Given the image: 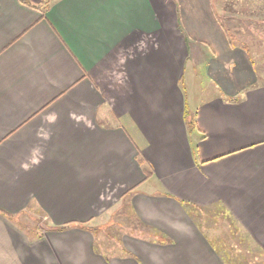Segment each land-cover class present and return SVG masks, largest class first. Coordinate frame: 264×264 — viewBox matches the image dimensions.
<instances>
[{"label": "crops", "instance_id": "0c3cea01", "mask_svg": "<svg viewBox=\"0 0 264 264\" xmlns=\"http://www.w3.org/2000/svg\"><path fill=\"white\" fill-rule=\"evenodd\" d=\"M234 2L0 0V264H264V19Z\"/></svg>", "mask_w": 264, "mask_h": 264}, {"label": "rangeland", "instance_id": "374dc122", "mask_svg": "<svg viewBox=\"0 0 264 264\" xmlns=\"http://www.w3.org/2000/svg\"><path fill=\"white\" fill-rule=\"evenodd\" d=\"M47 1V0H46ZM50 1V0H49ZM226 2L227 0H214L215 7L218 8L220 4H223V2ZM233 3L235 5V10L232 11L235 14H237L239 18V22L243 23L247 22V18L253 19L252 21L255 22V20H260L261 18L264 19V0H234ZM231 5V4H229ZM222 7H224L222 5ZM222 14V11H220ZM251 20H249L250 22ZM234 24V22H233ZM234 33V32H233ZM231 32V34H233ZM239 42L235 44V46H240L244 44L251 45L252 42L249 40V33L243 30L240 31ZM236 37V38H238ZM244 43V44H243ZM264 61V59L262 60ZM263 63V62H262ZM203 79V72L200 70L193 71L192 68L188 67L186 70L185 76H184V82L183 86L186 90L187 97L189 101L193 100L194 97L202 96L203 92L202 88L205 86ZM196 95V96H195ZM194 96V97H193ZM191 108V107H190ZM190 116H193L192 113H190ZM132 216L125 210H116V216L114 217V220L112 225V232H114V229H118V226H125L123 229L124 232H128L129 229L137 228L138 225L135 220L131 218ZM198 219L200 222H204V225L209 231V234L213 237L218 238H224L226 243L235 249H239L240 254L244 255L245 258L249 259V263L255 260V258H258V252L255 251L254 246L250 243V240H247L245 235L238 234L239 232L235 230L234 225H232L231 220L225 216L220 210H216L215 208H212L211 210H206L204 214H199ZM107 230L98 229V238L102 235V240H107L106 237L109 234V236H114L116 232L112 234L111 231H107L108 234L105 232ZM119 231V230H117ZM111 232V233H109ZM249 250V251H248Z\"/></svg>", "mask_w": 264, "mask_h": 264}, {"label": "trees", "instance_id": "16d2710c", "mask_svg": "<svg viewBox=\"0 0 264 264\" xmlns=\"http://www.w3.org/2000/svg\"><path fill=\"white\" fill-rule=\"evenodd\" d=\"M22 2H25V0H22ZM188 125L190 127V130H192L195 127V121L193 119L188 118Z\"/></svg>", "mask_w": 264, "mask_h": 264}]
</instances>
